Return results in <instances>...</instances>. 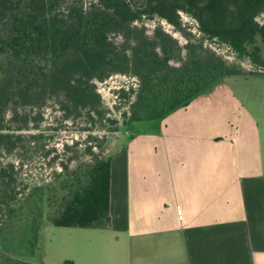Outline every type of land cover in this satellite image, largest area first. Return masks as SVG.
Instances as JSON below:
<instances>
[{"label": "trees", "instance_id": "16d2710c", "mask_svg": "<svg viewBox=\"0 0 264 264\" xmlns=\"http://www.w3.org/2000/svg\"><path fill=\"white\" fill-rule=\"evenodd\" d=\"M64 1L0 0V61L8 64L0 79V112L9 102L41 99L47 89L61 92L74 107H89L99 101L93 82L118 73L138 80V89L130 90L128 122L158 121L243 74L202 44H186L185 58L172 64L166 49L172 38L159 29L151 38L135 32L132 24L142 18L178 27L182 12L203 37L264 69V23L257 20L264 0H90L86 8L75 3L62 12ZM113 33L123 36L122 44L109 39ZM8 170L0 168V245L5 234L26 225L27 255L33 257L43 221L62 228L110 227V157L73 170L62 166L50 183L27 194L11 187L13 167Z\"/></svg>", "mask_w": 264, "mask_h": 264}, {"label": "crops", "instance_id": "0c3cea01", "mask_svg": "<svg viewBox=\"0 0 264 264\" xmlns=\"http://www.w3.org/2000/svg\"><path fill=\"white\" fill-rule=\"evenodd\" d=\"M217 86L110 142V227L79 236L72 264H264L260 130L206 106Z\"/></svg>", "mask_w": 264, "mask_h": 264}, {"label": "rangeland", "instance_id": "374dc122", "mask_svg": "<svg viewBox=\"0 0 264 264\" xmlns=\"http://www.w3.org/2000/svg\"><path fill=\"white\" fill-rule=\"evenodd\" d=\"M75 3L86 8L91 1L65 0L61 11L65 12L67 6ZM257 20L264 23V12ZM132 27L137 33L143 31L149 38L155 29L169 35L173 42L168 43L166 49L174 65L180 58H185L186 44H190L192 49H198L202 44L228 65L242 71L241 76L225 78L215 88L211 99L206 101V106L227 109L233 117L239 118H234L237 123L245 122V117L241 120L244 115L256 123L260 130L264 163V69L254 66L246 56L236 55L226 45L203 37L196 22L182 12L178 27L157 17L151 20L142 18ZM109 39L116 45L123 43L121 34L113 33ZM261 46L264 53V45ZM7 65L6 61H0V79ZM93 83L99 101H92L89 107H74L64 94L47 89L42 92L41 99L28 105L9 102L1 108L0 168L9 172V166L13 167L11 187L15 191L27 194L34 188L47 185L55 173L62 171V166L73 170L91 163L95 157H109L106 150L110 142L123 132L133 135L159 129L160 120L132 123L127 120L129 104L134 98L130 90L138 89L135 76L112 73L102 82ZM121 90L125 97L121 96ZM65 104L67 109L63 106ZM126 138L129 139L128 136ZM3 220V213L0 212V223ZM91 232L89 229L55 227L43 221L37 247L31 257L26 250V225H22L4 235L0 245V264L6 263L4 259H8L6 264H64L78 257L82 245L78 237L93 234ZM2 256L5 257L2 259Z\"/></svg>", "mask_w": 264, "mask_h": 264}]
</instances>
